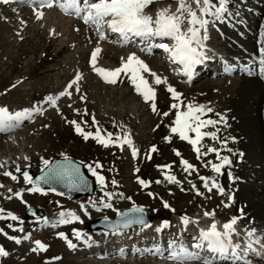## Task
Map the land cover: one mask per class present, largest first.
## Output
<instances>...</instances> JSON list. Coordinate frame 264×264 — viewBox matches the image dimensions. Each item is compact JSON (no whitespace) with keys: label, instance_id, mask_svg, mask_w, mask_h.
<instances>
[{"label":"rangeland","instance_id":"374dc122","mask_svg":"<svg viewBox=\"0 0 264 264\" xmlns=\"http://www.w3.org/2000/svg\"><path fill=\"white\" fill-rule=\"evenodd\" d=\"M252 1L249 3L256 2V0ZM159 2L173 5L177 0H152L151 5L148 6L151 14ZM253 6L251 8H254ZM13 8L12 6H0V100L12 108H27L32 105L36 106V103L40 107L43 104L44 107H42V113L33 118L37 122L39 121V124L36 125L37 127H24L28 125L25 124L22 129L13 132L12 136H5V138H2L3 141L0 140V143L7 145L0 149V164H4V167H0V185H2L0 187V209L4 210L0 215L6 216L8 212H11L19 218L15 221L0 219V229L3 230L0 232V246H3L9 253L6 257L0 256V264H159L160 262L158 263L153 257L147 258L146 262L94 261L90 257L79 255L78 250H81L80 253L85 255L82 248H76V250L71 251L67 247L66 242L72 238L65 240L59 238L57 233L66 230L69 236L73 227L84 229L86 224L95 218L101 216L114 217L116 210L132 206L145 208L154 224H157L161 215L167 216L170 220L173 219V224H178L176 214L187 217L196 215L199 212H210L213 215L215 213L218 214L219 217H227V219L232 217V204L236 200L234 193H231L230 189H224L223 193H220L216 188L209 191L199 179L201 176H214L215 179L218 177L219 180H217L220 184L222 174L218 176L217 173L210 169L208 173L201 172V174L190 177L189 172H186L181 164L182 159L189 161L194 165V170H190V173H194L197 171L198 166L204 164L207 157L201 156L198 159L197 153L193 150L190 143L181 140L178 134L171 133L170 126L173 125L176 110L171 109L170 105L178 103V101L173 100L171 94L167 91V85L165 87L155 85L154 78L148 73H144L149 83L156 90L155 103L157 111L154 112L151 107L152 102L142 103L138 99L137 102L131 96L132 83L130 78L128 83L123 84L122 82L106 83L100 78L90 76V67L87 62L88 53L92 46L99 44L100 40L97 39V36L100 35L98 33L95 32L94 34L92 29H88L82 26L81 22L71 19V21L67 20L66 24H63L64 22L57 24L53 12L46 13L40 20L42 22L37 25L36 22L31 20L33 18L37 21V16L32 15L30 19L28 14L26 15L29 17L23 14L26 17V21L25 19L22 20V15L13 16L16 11ZM253 15L252 11H250V14L243 15V17L253 18ZM262 19H264V14ZM51 20L55 23H52ZM6 24L9 26L6 27ZM2 25L6 28H2ZM58 26H65L66 31H61ZM73 32H77L79 35L75 37L76 34ZM71 38L75 39V45L71 50H68L65 47L67 42L71 41ZM248 40L253 41V37H248ZM111 41L112 38L111 40H104L100 44L110 50L113 47L118 49ZM222 42L221 39L213 37L210 46L212 49L220 50L226 54V45H222ZM232 45L234 48H238L239 51L247 53L239 48L236 42L232 41ZM120 49H122L120 53H116L118 59L122 56H127L131 52H141L132 49V45L122 46ZM110 50H105V56L99 58V62L104 69H112L114 62L117 63ZM142 55L145 56L144 53ZM145 57H147L145 62L153 58L164 67V70L159 74L160 77L163 78L168 75L170 80L179 83L177 87L172 84L171 86L182 94L181 99L184 104L192 102L196 105H204L206 110L208 108L212 109L211 115L203 119L219 121L221 116L226 119V124L221 122L216 124L217 128L209 126L204 129L208 132L219 129V139L214 141L210 137H205L208 141L205 143L202 141V148L205 147V149L201 148V151L204 152L208 147H216L222 151L220 152L221 156L228 154V143L231 134L239 132L238 128L243 126L239 119L234 121L232 119L228 120L226 117L228 113L227 97L234 92L230 88L234 82L233 79L214 72V74L207 75L209 77L204 76L194 81L191 85L192 88L191 86H181L183 82L180 78L173 76L172 69H165L166 67L158 61L157 55L153 54ZM211 66L213 67L214 65ZM77 73L81 74V79L78 82L79 92L76 91V85H73L72 89H69L71 96L60 97L57 101V107L44 103L47 96H55L64 91L66 87L61 89L63 84ZM124 77L125 75L123 74L121 79ZM214 79L218 81H211L212 83L206 86L208 82L204 81ZM202 82L204 83L202 84ZM162 87L165 88L166 93L162 92ZM193 87L195 88L193 89ZM55 88H60L61 90H56ZM127 90L131 94L127 93ZM43 93L47 94L43 95ZM81 96H84L85 99H81ZM246 98L248 105L259 100L258 95L254 97L248 95ZM220 101L221 104L219 103ZM164 112H169L170 114L164 116ZM93 116L97 122L96 124H93ZM73 120L80 123L81 128L85 132L95 134L97 128H99L102 137L105 138L108 133H112L113 138L129 134L139 159L136 160L134 155L130 156L125 146H121L119 142L110 143L108 147H105L91 137L85 140L82 135L76 133L75 126L69 123ZM246 130L256 131L248 124H246ZM166 137L170 139L166 140ZM6 139L7 143L4 142ZM239 139L241 142V138ZM224 140H227L226 148L222 147L220 143ZM19 143L21 148L23 147L22 149L19 147ZM152 146H156L157 150L150 153L151 158L149 159V150ZM174 149L179 151V156L175 154ZM261 153L264 154L262 148ZM213 155L215 162L219 163L216 154L213 153ZM64 157H70L80 162L88 175L94 179L96 187L95 192L92 194L93 198H84V204L78 205V208L72 206L75 205V201L65 203L68 204L67 208L74 211L76 215L87 216L83 221L84 223L58 227L56 225H61L57 222L59 213L61 211L67 212L68 209L63 208L59 212L54 210L60 204L58 203L59 201H56L59 198L58 196L54 198L50 194L40 195L37 192L28 191L30 186L25 183L22 172L28 171L29 175L36 174L45 166L43 160L50 162L53 158ZM235 159L237 160L238 158ZM97 163L101 167H95ZM88 165H92L98 174L104 176L105 185L103 190L96 177L88 171ZM163 165H170L171 167L168 169L158 167ZM245 165L249 166V164ZM17 166L20 167L21 172H16ZM7 171H12L17 176V179L13 180L10 176L1 177ZM165 174L175 175L181 183L168 182L164 178ZM138 177L150 183L147 186H142L138 183ZM157 180L160 183H156ZM113 181L116 183H113ZM232 183H235V180ZM192 184L196 185L201 194H197L192 188ZM21 191L28 195L22 200L15 195V193ZM105 193H113V195L107 197ZM243 193L245 194L244 191ZM249 193L252 192L249 191ZM249 193L246 194L250 195ZM255 194L253 193V195ZM230 196L233 197L232 200H229ZM128 197L131 199H128ZM62 198L69 201L66 197ZM101 198H103L105 203H111L112 207H103ZM93 202H95V206ZM164 202H167L170 207H164ZM28 207H35L37 210L42 211L41 219L34 225H30L24 219L23 212ZM92 207L102 211H95ZM48 212L50 215L54 213L57 215L48 226H43L41 224L45 222L44 218ZM256 217L259 218L260 215H256ZM246 218L238 221V223H241L242 229L248 222ZM85 220L87 221L85 222ZM256 222L262 224L261 220ZM9 224L13 225V227H9ZM21 227L23 231L18 230ZM256 227H260L259 224H254L252 231L256 230ZM239 229L240 227H237L236 231ZM135 232L138 233V228L131 230L130 234L134 235ZM255 233H257V230ZM10 236L19 237L21 242L17 244L14 240L8 238ZM25 236L29 238L24 239ZM134 236L140 237L138 234ZM232 236L236 241L241 239L236 233H233ZM116 238L118 239V236L113 237L109 234L108 237H105V240L108 239L109 242ZM37 240L47 245V249L33 251L32 249L37 247L35 244ZM96 240V242L87 243L102 245L106 248L107 241L101 240L102 242H99L100 239ZM76 245L80 246L81 244L76 243ZM56 257L59 259H54ZM255 264H264V261H259Z\"/></svg>","mask_w":264,"mask_h":264},{"label":"snow or ice","instance_id":"6c2138e0","mask_svg":"<svg viewBox=\"0 0 264 264\" xmlns=\"http://www.w3.org/2000/svg\"><path fill=\"white\" fill-rule=\"evenodd\" d=\"M4 3H8V0H3ZM57 0H39L38 6L34 7V11L38 19L42 18V11L44 7H52ZM59 7L66 14H74L83 20L85 24L93 26L97 33L100 35L101 39L105 37V29L115 33L119 36L121 42H129L135 38H139L141 43L146 44V48H142V51H151L153 47L164 50L169 59L181 66V70L191 76L197 65L203 63L206 57V41L208 39L207 26L209 24V18L215 17L220 18L221 14L226 13L227 5L229 0H218V4L214 0H177V7L175 11L171 10V6L158 10L155 18L145 12V8L148 4L152 3V0H58ZM195 5V8L193 7ZM161 41L156 43L155 41ZM170 40L172 43L169 44L164 41ZM101 51L99 47L94 49L91 54V64L93 70L97 72L107 83H116L121 74H124L130 78V82L135 88V91L142 95L145 102H152L151 107L155 112L157 111V106L155 103L156 90L149 83V80L145 77L144 73H148L154 78L155 85L167 84V78H162L158 74L151 71L148 65L136 56L135 53L129 54L126 60L122 58V64L116 69H104L96 67L97 54ZM260 52V62L264 65V46L259 49ZM264 74V70H262ZM81 79V74L77 73L72 81L69 82L64 91H61L58 95H49L45 98L44 103L52 107H57V101L60 97L71 96L69 89H72L73 85H76V91L79 92L78 81ZM167 91L171 94L173 100L178 101V103H173L170 105L171 109H175V119L173 125L170 126V131L173 134H178L181 140L187 141L193 147V150L197 153V158L201 156H207L209 153H215L219 163L208 161L211 169L217 173L222 174V169L226 165H230L232 161L227 156L220 155V149L216 147H208L207 151L202 152L203 147L202 141L205 137H210L212 140L218 139V131L208 132L204 129L209 126H215L218 123L224 122L226 124V119L221 116L219 121L212 119H203L205 112H211L212 109H205L204 105H196L192 102L184 104L181 97L182 94L177 92L171 85H168ZM81 99H85L81 96ZM57 110H59L57 108ZM43 109L40 106H35L31 109H24L22 111H17L15 113H10L7 108L0 107V130L10 129L14 127L13 122H20L25 119H31L33 114L42 113ZM169 112H164V116H168ZM219 115V114H218ZM72 125L75 126V131L77 134L82 135L85 140L90 137L95 139L98 143L105 147H108L110 143H121L132 146V140L129 134H123L122 136H116L113 138L112 133H108L107 137H102L99 128H97L95 134L92 132H85L80 123L77 121H70ZM95 117L93 116V124H96ZM169 140V137L165 138ZM231 139L235 140V137ZM222 147H227V140L221 141ZM156 146H152L149 150L148 158H151L150 153L155 152ZM232 151L231 149H228ZM177 156L180 155L178 150L174 149ZM132 154L137 155V150L133 147ZM242 156L243 154L240 153ZM27 159V158H25ZM67 160L68 158L65 157ZM46 171L39 178V182L44 184H51L57 180H67L68 187L75 190H83L86 187V181L81 173L80 166L73 163L56 164L53 166L48 160H43ZM181 164L186 172L190 173V170H194V165L189 161L182 159ZM207 166V165H206ZM0 167H4V164H0ZM88 171L96 177L98 183L103 186L105 185V178L103 175L97 173L92 165H88ZM95 167H101L98 163ZM162 169H168L170 165L158 166ZM138 171V170H137ZM16 172H21L19 166L16 168ZM6 176H10L13 180L17 179L11 171L4 173ZM25 183L33 184V179L29 175L28 171L22 172ZM170 183L180 184L181 182L177 179L175 175L165 174L164 177ZM231 178V174H230ZM199 179L203 182L206 189L211 191L213 188L219 190L220 193L224 192L222 186L219 185L214 177H204L201 176ZM234 179V178H233ZM138 183L142 186H147L148 183L142 178H137ZM113 183H116L113 181ZM156 183H160L159 180ZM2 187V185H0ZM192 188L201 194L196 188L195 184H192ZM55 191L54 188L49 189ZM11 191V189H9ZM23 191V190H22ZM22 191L15 193L18 198L22 200ZM30 192H42L44 191L40 187H30L28 189ZM64 193H60L63 195ZM153 195L152 193H149ZM107 197H111L113 193H105ZM11 198V197H9ZM128 199H131L128 197ZM233 197H229L232 200ZM101 203L103 207L111 208V203H105L103 198H101ZM95 206V202H93ZM164 207H170L167 202H164ZM144 209L142 207H133L126 212H119L118 214L122 217L123 226L127 227L133 223L144 224L145 221L140 217H134L132 213H143ZM4 212L0 209V214ZM35 215V213H33ZM205 215H211V213L205 212ZM0 219H10L18 220L19 218L11 212H8L6 216L0 215ZM41 219V218H38ZM45 219V223L48 221ZM237 217H232L230 221L225 222L221 228H218L217 223L213 221L211 225L205 229L201 230L199 236V242H197L194 247L197 249L207 247L213 253L223 255L231 249L235 251V247L232 245V234L235 233V225L237 223ZM80 217L76 215L74 211H61L59 213L58 223L67 224L72 221H79ZM183 223L188 224L190 221L187 217H182ZM9 227L13 225L9 224ZM19 231H23V228H19ZM3 230L0 229V232ZM79 236V233H76ZM60 237L67 239L64 233L58 234ZM248 235H253L249 232ZM9 239L14 240L17 244L21 242L19 237L10 236ZM25 236L24 239H28ZM37 245L33 251L46 250L47 245L41 241H35ZM69 247H75L68 241ZM9 253L0 246V256H8ZM180 256L181 253H176ZM185 258H195V254L185 250L183 252ZM54 259H59L58 257ZM205 264H211V261L205 260Z\"/></svg>","mask_w":264,"mask_h":264},{"label":"bare ground","instance_id":"6f19581e","mask_svg":"<svg viewBox=\"0 0 264 264\" xmlns=\"http://www.w3.org/2000/svg\"><path fill=\"white\" fill-rule=\"evenodd\" d=\"M251 1L252 0H229V3L227 5V9H226V13L221 14L220 18L210 17L208 25H210L211 23H214V22L216 24L221 23L223 20L222 19L223 16L227 17L230 15H234V16H237L239 19H241L242 22L238 21V23L241 27L240 31L237 33V35L239 36V39L235 42L240 46V48L243 51H245L247 53L239 51L238 48L233 47L232 43H230L231 40L229 39V37L226 34L224 35V31L222 29L223 26L221 25L219 28H216V31H217L219 37H221V36L224 37V41H226V44H225L226 45L225 46L226 56H222V55L221 56L217 55V56L223 57V58L219 59V61L222 60L225 63V66H231L233 68H238L239 64L243 63L246 67H249L251 69H255L256 74H257L255 77H251V78H246L245 76H242L239 79H233L234 82L230 86V88L233 89L234 92L231 96L227 97L228 98V105H227L228 113L226 114V117L228 118V120L232 119L234 121H237L239 119L240 122L243 123L242 124L243 126H242V128L241 127L238 128L239 132H234V134H231L230 137L231 138L235 137L236 138L235 140H233L229 137L230 141L228 143V149H231L232 151L228 150V154H225L224 156L229 157V159L232 161V163L230 165H226L222 169V176L220 177L221 183L219 185L222 186L223 189H230V192L234 191V196L236 197V200L233 203L234 210H233V216L232 217H237L238 219H243V217L247 216V218L249 219V217L252 216L253 220H254L252 224L256 223V220H261L262 224H260V225L262 226V225H264V154L261 153V148L264 150V82L262 81V78H261L262 71L260 72V69L262 68V70H264V65H262L260 62L259 49L262 46H264V19H262V16L264 14V0H256V4H253V3L249 4L248 2H251ZM214 2H216L218 4V0H214ZM246 4L254 5L253 6L254 8H249L250 6H248V5L245 6ZM150 5H151V3L148 4V6H150ZM169 6H171L172 11H175V8L177 7V2L173 3V5H169L168 3L161 4L159 2L157 4V6L155 7L154 11L152 12V14L150 13V15H152L153 18H155L158 10L167 8ZM234 6H236L237 9ZM193 7L195 8V5H193ZM241 9H244V12H242ZM236 10L238 12L233 13V12H236ZM250 10L255 12L256 14H258V16H256L254 21L253 20L250 21V19H248V18L247 19L241 18L242 14H247ZM41 11H42V13H44L42 15V18L46 13L53 12L55 14L57 24H60L59 22H62V23L64 22L63 24H66L65 22L68 20V19L63 18L62 16L58 15L53 9H50V10L43 9ZM14 13H15L14 15L12 13L11 14L13 16L16 15V17L21 16V15L23 16V14L24 15L28 14L30 17L27 15H26V17H29L30 19H31L32 15L36 16L35 12H33L31 14L26 9H20V10L17 9ZM5 14H7V13H5ZM23 17L21 19L22 20L25 19V21H26V17H24V18ZM42 18L38 19L37 21H35L33 18L31 20L33 22H36L37 25H39L42 22V21H40ZM11 19H12V17H11ZM13 19H15V18L13 17ZM14 22H15V20H14ZM51 22L55 23L52 20H51ZM14 24H16V23H14ZM6 25H7L6 27L9 26L8 24H6ZM33 25H35V24H33ZM2 26H1L2 28H6L4 25H2ZM24 29H27V28H24ZM58 29H60L61 31H66L65 26H62V27L58 26ZM108 32H109V34L106 36V38L109 37L111 34V31L108 30ZM73 33L76 34L75 37L77 35H79V33H77V32H73ZM58 37H59V35H58ZM248 37H253V41H249ZM74 45H75V39L71 38V41L67 42V46L65 48H67L68 50H71V48ZM96 46H98L101 49L100 53H102L103 56L105 55V50H110V49H107L106 47H102L101 45H96ZM209 48L210 47L207 45L206 50H209ZM110 51H111V54L113 55L114 60H117V62H120L121 64H122V58L124 60H126L128 57L127 56L126 58H124L122 56L120 59H118V57L116 56V53H119V52L116 50V48H113V50H110ZM136 56L140 57L139 54H136ZM218 57H216V58H218ZM163 63L165 64L164 61H163ZM146 64L148 65V67L151 69L152 72H154L158 75L161 73L162 70H164V67L162 65L158 64L157 61H155L152 58H151V60L147 61ZM204 64H206V66L199 65L200 69H201L199 74H197L194 71V73L191 75V81L192 82L195 80H198V78L200 76L207 75V73H210L209 69L207 68V62H204ZM210 68H212V67H210ZM165 69H167V68H165ZM90 74H91L90 75L91 77L100 78L103 82H105V80L98 73H93L90 71ZM121 76H122V74L120 75V77L118 78L116 83L122 82L123 84H126L129 82L128 76L125 75V77L123 79H121ZM163 76H164V74H163ZM74 77H75V75L68 82H66L67 85L69 84L70 81H72L74 79ZM82 77H83V75H82ZM163 78H167V84H160L163 87H165L166 85L168 87V85H171V84L175 85L177 87V85L179 84V83H175L174 80H170L168 75L164 76ZM237 80H240V81H237ZM183 81H184V83L188 82L186 79H183ZM211 81L215 82L218 80L214 79V80H208V81H204V82H208V83H206V86H208V85H210V83H212ZM204 82H202V84ZM220 82H218V83H220ZM202 84H201V86H203ZM67 85H66V87H67ZM181 86H183V85H181ZM163 87H162V92L166 93V90ZM195 87H193V89ZM191 88H192V86H191ZM124 91H126V90H124ZM130 91L132 92V94L128 90H127V93L129 92L131 94V96H133L136 99V101L138 99L142 103H145V100L143 99L142 95L138 94L135 91V88L133 85H131ZM45 94H47V93H43V95H45ZM248 95H251V97L258 95L259 100H256V101L252 102L251 105H248V100L246 98V96H248ZM219 103L221 104V101ZM253 112H255V113L253 114ZM210 115H211L210 112L206 111L205 115L202 118L209 117ZM25 121H26V119L23 120L21 124H23ZM38 122L35 120L34 122H32L28 125H25L24 127H26V126L37 127L36 125L39 124ZM246 124L251 126L256 131L246 130ZM215 127L217 128V125H215ZM19 129H21V125H15L11 129H6V131L12 130V131H10L12 133V132L19 131ZM6 131H3V132L1 131L0 140H2V138H5ZM259 132H261V134H259ZM217 135H218V133H217ZM7 136H9V135H7ZM13 138H15V137H13ZM239 138H241V142L239 141L240 140ZM206 141H208V139L204 138L203 142L205 143ZM4 142L7 143V139ZM4 146H7V145L0 143V149L4 148ZM19 147L21 148L20 143H19ZM125 148H126V146H125ZM202 149H205V147ZM205 151H207V150H205ZM220 152H222V151L220 150ZM128 153H129V151H128ZM240 153H242L243 155L241 156ZM206 157H207V159L204 162V164L198 166L197 171H195L194 173H191L190 177L193 175L201 174V172L208 173L210 171L211 166H210V164H207V162L208 161L215 162L214 155H213V153H209V155H207ZM235 158H238V159L236 160ZM247 162H250V163H247ZM245 164H249V166H246ZM230 174H231V178H230ZM33 175L34 174H32L30 176L33 178ZM3 176H6V175L2 174L1 177H3ZM218 176H219V174H218ZM233 178L235 180V183L230 182V180ZM216 179H218V177ZM234 180H232V181H234ZM217 182H218V180H217ZM29 186L34 187L31 184ZM35 187H38V186H35ZM40 188H42V187H40ZM42 189L44 191H42V192L38 191L37 193L40 195L50 194V195H53L54 198H55V196L59 197L58 199H56V201L57 202L59 201L58 203H60L57 207H63V206L67 207L68 204H65V203L66 202L70 203V201H75V205H72L73 207H76L77 203L83 204V198L84 197L80 196V197H76V198H71V197H67L65 195H59V194L49 190L48 188H42ZM243 191L245 192V194L243 193ZM249 191H251L252 193H249ZM246 193H249L250 195H248ZM253 193H256V194L253 195ZM22 195H24L22 197V199H24L25 196L26 197L28 196L26 193H22ZM245 195H247L246 198H245ZM62 197H66L69 201L63 199ZM86 198H93V196L86 197ZM47 215L48 216L50 215L49 212L47 213ZM217 215L218 214H216V216ZM256 215H260V217L257 218ZM25 220L27 222H29L30 225H34L37 223V221H39L38 218H29V219H25ZM213 220H215V218ZM223 224H224V222L221 220L219 225H223ZM140 228L143 230V234H145L148 232L150 227H140ZM99 229H101V228H99ZM85 231H89V230H85ZM108 232L110 233V231H108ZM108 232L104 231V230H96L92 234L98 233V235L100 237H102L103 234L108 235L109 234ZM141 232L142 231H140V233ZM110 234L113 237H117V235H118L117 232H112ZM122 235L124 237H126L128 235V231L127 230L123 231ZM252 237H253L254 241H259V238L257 235L252 236ZM115 241H116V239H114L113 242H115ZM234 243L235 242H232V245ZM254 244H255V242H254ZM109 247H111V246H109ZM255 247H256V245H255ZM247 249L248 248L244 249V251H247ZM257 249L262 250L259 248H257ZM248 250H251V249H248ZM251 252H253V250H251Z\"/></svg>","mask_w":264,"mask_h":264},{"label":"water","instance_id":"95a60500","mask_svg":"<svg viewBox=\"0 0 264 264\" xmlns=\"http://www.w3.org/2000/svg\"><path fill=\"white\" fill-rule=\"evenodd\" d=\"M69 162L73 163V164H78L80 166L81 173H82V175H83V177H84V179L86 181V187L83 190H75V189H72V188L68 187L67 186L68 185L67 180H57V181H55V182H53L51 184H44L43 182H39V178L44 174V172L46 171V168L42 172L38 173L37 175H35L33 177V185H38V186H41V187L54 188L56 192L65 193V194H68V195H70L72 197L80 195V194H90L92 192V190H93L92 179L90 177H88V175L83 170V167H82V165L80 163H78V162H76V161H74L73 159H70V158H68L67 160L64 158V159H54L51 162V164L53 166H55L56 164H65V163H69ZM130 209H132V208H130ZM128 210L129 209H124L121 212H126ZM33 213H35V215H33ZM134 214H137L138 217H141L145 221V223H144L145 225L148 223V218L146 217L145 211H143V213H132L131 215L134 216ZM40 215H41V212L40 211H36L33 208H30L25 213L26 217H29V216L38 217ZM114 221L115 220H110V219H106L105 218V219H102L99 223L103 227H107L109 229H116V228L124 227L123 223H117L114 226L108 225L109 224L108 222H114ZM136 224H139V223H136ZM136 224L133 223L130 226H133V225H136Z\"/></svg>","mask_w":264,"mask_h":264}]
</instances>
